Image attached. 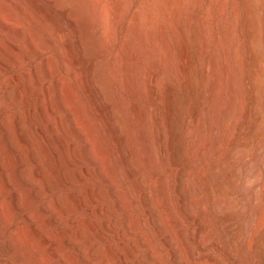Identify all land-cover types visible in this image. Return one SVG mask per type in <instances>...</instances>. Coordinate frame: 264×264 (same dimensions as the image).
Wrapping results in <instances>:
<instances>
[{
  "label": "bare ground",
  "instance_id": "bare-ground-1",
  "mask_svg": "<svg viewBox=\"0 0 264 264\" xmlns=\"http://www.w3.org/2000/svg\"><path fill=\"white\" fill-rule=\"evenodd\" d=\"M12 1H15L14 3L12 2L13 4H15L20 2L21 0H12ZM37 1L39 2V5L41 6V9L45 14L44 15L45 17L41 19L42 22L41 24L45 27V29L48 28L50 30H47L48 35L46 33L41 32L42 30L41 31L31 30L33 31L31 35L28 33L30 35V41H28L29 39L27 40L29 44L27 42L28 46L26 45L27 46L26 51H24L25 49H22V51L26 52V54L24 55L25 56L24 58H26L25 60L29 61L35 55L44 54L49 48L51 49V46L54 45V48L55 46L59 47V50L58 49L57 50L59 51L61 57L66 60V63L69 62L70 64H74L77 68H80L86 56L89 54L88 48L86 47L87 45L83 43L84 41L83 36L78 30V27L80 26L79 25L80 21H82L80 20V17H82L81 13L85 11V10L83 11V8L87 7L85 5H83L84 7L82 6L83 1L85 0L83 1L37 0ZM86 1L88 2V0ZM101 1L102 0H90L92 5L91 6L92 10H94L95 5L99 4ZM156 1L159 5L162 6V9L165 8L166 10L175 8V9H179L178 11H182L186 8L185 12L187 16V24L188 26L193 24L191 33L189 32V37H188L189 38L188 41L190 40L191 47L189 48L187 47L190 50L191 55L188 56V58L185 57L183 61L180 59L182 61V63H180L181 67L177 62H175V64L177 63L179 65L180 67L179 69H181L180 76L182 78L185 77L188 71L190 70V68L191 70L192 68L196 69L197 61L203 59V62L201 61L202 64L200 69L201 70L200 86L199 88L198 86L194 87L195 91H193V93L187 98V103L184 108V111L182 109L183 111V114L181 115L182 117L180 121L178 120L179 121L178 124L176 123L177 125H174L175 123L173 122L174 118H173L172 103L175 97L174 96L175 94H173L172 92L174 90L173 87H172L173 90H171V92H169L170 90L168 91L169 94L166 93L168 94V96L166 97L165 95L166 97L165 98L160 88V84H161L160 81L162 78L164 79V77L161 78L160 73L162 71L159 73L160 69L159 70L157 69L152 74H150V79L148 78L150 80L149 84L151 83V89H152L149 95L151 94V98L158 100V103L160 104L156 109L153 110H151L153 107L150 108L148 107L149 105L147 106V104L149 103H147L146 106L144 107V109L146 108V110L143 112L145 113L143 115L144 116L143 122L145 121L147 132L146 135L143 134V136L144 135L146 136L148 140V144L150 145V147L148 145V147L150 148L149 150L150 153L149 156H147L150 164L159 163L161 166V168L159 167L160 172L158 174L160 175V179H161L159 180L160 186L163 190L162 193L164 192L163 195H165L163 197L166 198L165 203H167L169 206V207L167 206V208H170L171 212L174 211L172 212L174 214L173 218H169L167 216L163 203L158 197L148 198L151 201L150 204L144 202L145 197L143 195L148 197L151 195H148V193L146 194L143 193L142 195L140 193L136 177L141 175L146 167L145 166L142 167L136 163L137 151L135 148L131 146L130 142L128 141L130 139L127 138L128 139L127 143L129 142L128 156L124 155L123 152H121L123 143L119 141L120 132L116 130L117 129L116 127L118 126L116 124L118 113L115 110L116 104L115 103L113 104L112 102V98L110 95L111 91L107 87L104 86L101 87L100 85L101 83L99 82L97 76H93V77H91V75L89 76L92 70H96L97 62L96 63L90 62V67L88 69L87 75H85L84 72L76 73L75 78L77 77V79L75 80L81 83L80 85L82 88H84V86L90 88L92 105L96 110V112L101 115L100 117H101L102 126L106 134L105 137H107V139L109 140L106 141L109 142L110 149L112 147V149L115 150L113 151L114 152L113 165L109 168H107L105 164L104 156L101 153V151L98 150V148L94 149L95 151L92 154V157L90 156V159L92 158V161L94 160V163L95 161L101 162L102 165H100L99 168H94L92 170L89 167L88 168L82 167L83 165L80 168L78 167L81 163H83L82 160H84L82 154V146H76L73 143L74 140H69L66 137L72 136L71 134H77L78 137L76 138H80V139L83 137V134L85 132L83 124H81L82 122L80 123L77 121V112L79 110V107L75 106V104H73V101L72 104L74 106L73 107L72 105L70 106L69 104L70 102L68 100L69 98L62 95L61 93L63 92L57 93L58 94V95L56 94L57 97L53 96L54 98H52V94H50V90H49L50 88L47 86L48 84H46V80H44V77L41 78V76H39L40 73L38 74L37 70L29 69L30 72L26 76L28 77L27 81H29V83L38 90V92L36 91V96L34 95L35 93L32 94L34 95L33 97H35V100L38 103V105L35 104L36 103L35 101H34L35 103L33 102V104L35 105H33L31 103V100L27 97L26 95L27 93L25 94L24 91L20 88L22 84L21 82L18 81L21 78L19 76H17L19 79H17L18 85H16L19 86L18 89H14L12 85H8V84L7 85L5 84L4 86L0 87V100L5 102L8 110H10L9 108L13 105L14 102H20V103L23 102L24 105H26L24 114H22L23 117L22 118L21 116L15 117V120L13 122L14 123L13 126H15V132L11 128V123L10 120L8 119V116L3 115L4 113L3 114L1 113L3 116H0V132H2V135L0 134L1 135L0 152H7V153L9 152L13 156L9 161L6 160L0 161L1 171L8 167L12 168V171L10 173L1 175L3 176V178H1L2 186L6 188L5 190H7V188H11L14 190V193L12 191L13 193L12 199H10L12 204L9 202V205L11 204L12 206L11 205L10 206L13 207L14 210L17 211L19 210V212L20 210L21 211L26 209L29 210L30 207L36 205L35 210H31L29 212L27 210V213L25 214L28 220H30L31 222L30 232L34 236L36 235L40 236L42 238V241L48 244L49 248L53 249L54 251L53 256H60L62 258V264H98L99 258L101 254L104 252L109 253L110 256L109 258L112 264H152V261L154 260H156L155 261L156 264H167V262H171V264H191V263L197 264L198 263L196 261L197 255L195 257L194 254L195 252L192 250V248L195 246L192 245L193 247H191L190 250L189 246L188 247L185 246V243L188 241L189 238L193 239L195 238V235H198L196 234V231H199L197 230L199 227L198 228L196 227L197 229L193 228L190 231L188 227L185 228L187 224L184 226L185 224L184 222L186 221L184 216L183 217L180 216V212L182 211L181 208L183 206L184 208H186L185 207L186 204H190V208L201 207L202 209L201 208L200 209L205 212V217L203 216L202 217L205 218L203 220L207 223L206 225H208V227H205V229L208 228V230H206L208 232H206L207 235H205L204 232L203 233L204 236H200V240L197 244L199 250L201 251L204 257L209 255L207 250L208 248L207 242L209 240L211 241L213 247L217 249H220L223 245L227 246L228 244L229 245L233 244L236 241H239L247 249L249 247V244L247 242V234L253 232L254 228H256V226L254 227L255 223L258 222L260 226L264 227V221H263L264 213H262L264 212V210L261 212V210L264 207L262 208V205L260 207L259 205L262 202L258 204L259 201L257 200L258 198L260 200L263 199L258 196H257L258 198L257 197L253 198V201L251 200L252 207H250L249 211H247L248 213L244 216L246 218V221L245 222L243 221L244 225L243 226L241 225L242 227L237 232L231 227L232 214L227 209V207L230 203L229 191L231 190V188L235 186L234 183H236V181L234 178H232L227 185V183L221 181L222 177L220 175L222 174V172L231 169V167L234 165L235 158L239 154L243 155V153L247 151V149L249 148L248 146L249 140L251 139L254 131H256L257 127H259L262 121V117L260 116L261 102L259 96L262 86L264 84V70H263L264 65L260 66L261 64L260 55H259L260 45L256 37V34L254 33V30H256V23H255L256 15L254 10V0H233L232 7L234 11V16L227 15V17L225 18L227 22L225 23L223 22L225 29L224 37L226 40L230 38V36H228L229 33L233 32L231 31L232 30L231 27L233 26V24L235 25L239 23L238 22L239 19L241 20V18H243L244 27L242 28L241 33L243 34L242 36L245 37L247 36L250 43L249 46L250 48L244 49L243 51L244 57L242 61L240 59L241 62L239 61L241 64L240 67H238V69L240 68L239 70L241 72V76H239L240 75L239 74L238 75L239 78H238L236 77L237 75H235V72L233 73V71L231 72L229 69H226L228 70V75L226 74L227 75L226 84L228 86L227 89L229 88V96L231 97L230 99L232 98L234 99L236 97L239 88L242 91L241 94L243 97L242 99L240 96V99H242L241 102L239 101L240 103L237 101L239 104L236 102L239 105V107L236 105L239 108L235 119L236 135H232L234 134L232 132L233 131L232 129L234 128L231 125V121H232L230 117L231 114L227 113L228 111H226L227 107L219 103L218 104L216 103L218 99L217 95L221 90L220 87H222L221 86L222 79L220 76L222 75L220 74L222 70L221 71L219 70L222 68L218 67L219 58H217V56L214 53L212 56L208 55L210 45L208 44V41L206 39L204 28L206 26H209L206 25V23L211 15L207 18L206 22L204 21L205 18L203 16L206 15L205 14L206 12L203 13V8L206 7L205 5L207 0H156ZM151 2L154 3L153 0H151ZM112 3H113L112 11L114 13L115 21H116L117 15L119 14L118 11L120 8V3L119 0H112ZM216 4H217L216 7L218 8L217 10L221 15H223L225 14L228 8L229 0H216ZM24 5L27 4L24 3L23 6ZM143 5H145V3ZM148 5L149 4H147L146 7ZM18 9H22V8L20 7ZM24 10H26V8ZM158 10L160 9L158 8ZM213 11L215 10L213 9ZM55 13L57 14V17L59 16V19L61 20L60 23H63L62 25L63 27L61 30L55 29V27L53 29L52 28L53 25H51L52 22L50 23V21L53 20V18L50 19V21L48 20L50 17L47 18V16H50ZM208 13L209 11L207 12V15ZM138 16L140 15H137V17ZM164 16L165 13L164 15H162V17ZM5 18L3 17L4 20L0 18L1 26L8 27L9 25L7 22L8 18L7 19ZM38 19H40V17L39 18L37 17L36 23L40 22V21L38 22ZM26 20L30 21V19L28 18ZM201 20L205 22V26L203 25V27H201L200 25L201 30L199 31L200 33L198 35L196 28L197 25L200 24V22H202ZM83 21H85V19H83ZM93 21L94 20L89 21L88 26L87 25L86 26L88 28L92 26L94 23ZM31 22L34 24L32 20ZM161 22L162 21H160V23ZM163 26L164 25H162L161 28H163ZM15 28L17 29V27ZM164 28L163 30L161 29L162 33L160 32V30L158 31L162 34V35L159 34V36H162L163 38H165L166 33H169V31L166 32ZM16 29L15 30L13 29L14 32L18 31V33L19 34L21 33L22 35L23 30L21 29L19 30V26H18V30ZM1 31L2 30H0V32ZM7 32L5 33L6 35ZM2 33L1 35H3ZM3 36L1 37L5 38V36L4 37ZM233 36L235 37L234 34ZM17 37L19 36H16L15 40H17ZM2 38H0V40ZM2 41L4 42V40L2 39L0 42V72L1 71L8 72L10 71L13 63L18 59L20 60L21 58V56L19 58L20 47L19 44L13 39L7 42V44L3 43ZM164 41L161 42L159 41V42L162 43ZM147 42L148 41H146V44ZM151 42L153 43V41ZM186 45L183 44V46ZM224 45H225V49L222 47L223 50L230 53V56L236 54L237 51H239L238 49L239 46L237 42L233 43V46L231 45L232 48L229 47L230 49H228L227 43H225ZM163 46L164 45H162V47ZM180 47L182 48L181 45ZM168 48L170 49V45ZM132 53L134 52L132 51ZM153 54L155 55V53ZM216 54L219 55L220 52L219 53L217 52ZM245 56L247 57V59H245ZM159 57L161 58V56L158 55V58ZM47 59L45 60L49 61V59L48 60ZM180 60L179 62H181ZM10 61H12V63ZM49 62L43 63L45 64L44 68H46V71L50 77L51 76H53V78L55 77L54 84L61 85L64 78L60 76V73L58 71H53L52 67H50L51 65L49 64ZM231 63L228 62L227 65ZM135 65L137 68V63ZM223 65L225 66L226 63ZM229 68H231L230 65ZM137 71H140V68ZM192 73L190 72L191 75H193ZM15 80L16 78H14V81ZM20 80L23 81L24 79L21 78ZM183 83H185V81ZM141 84L139 83V85ZM29 87L30 86H28V88ZM138 88H140V86ZM141 89L142 86L140 89H138L140 93L141 91H143ZM227 93L228 91L226 92V95H228ZM221 97L219 96V98ZM164 98L166 99V103L161 104L162 101H164ZM223 99L226 100L227 98L223 97ZM229 105L231 106V103ZM59 109L61 110L63 109L64 112L65 110L68 112L67 116L68 119H70L69 125H65L64 123L59 121L60 117L57 116L58 119L55 117V115H57L56 112ZM22 119L32 123V126L34 125L32 131H29L30 129L27 130L25 128V125L22 124L23 123ZM119 127L122 128L121 125ZM33 133H36L35 136H40L42 141L44 142V146L46 147L45 149H47L48 158L53 159V161L56 164V167L54 166L55 167L54 169L51 168V170H49L50 169L49 168L47 171L42 169L41 160L39 157L40 152H38L40 148L38 144L40 143H37L35 141V136L33 135ZM258 136L259 135H257L256 139L258 138ZM256 141L260 142V140H256ZM255 144H257L255 146L260 147L259 144L261 143L255 142ZM5 155L7 156L8 154L5 153ZM179 155L180 157H182L183 162L188 164V167L186 166L187 168L181 169L182 163H180ZM48 162L51 164L49 160ZM93 171H95L98 174H101L103 180L106 181V183L107 182L110 183V185H113L117 181H124L126 184L124 190H118L114 187V185L108 191L105 192L97 191L95 187L88 189L89 199H87V201L89 200L90 204H96L93 210H91L90 214L91 216L93 214H101V216L103 217V221L101 222L100 225L94 223V220L91 216L85 219H81L77 216L75 217L69 216L70 214L76 213L79 209L85 208L86 204L83 199L84 196H82L83 193H81V191L77 189L78 187L77 185L80 184V182L85 178L87 174H89L90 172L92 173ZM219 175L221 177L220 179L218 178ZM216 178H218L219 180L215 181ZM144 183L146 182L144 181ZM2 186L0 185V187ZM200 191L201 193H198ZM104 196L112 197V200L108 205L99 203L104 198ZM125 196H130L131 200L129 202H124L123 199ZM262 197L264 198V194ZM209 204L213 205L215 209L216 208L223 209V211L219 216V218L221 219V220L219 219L221 225L216 221H212L213 219L211 218L212 215L210 216L209 214L211 212H208ZM154 207L158 208L156 212H153ZM10 208L8 207L9 212L10 210H13L12 208L11 209ZM3 209L4 207L0 209V223L3 220L2 216H4L5 218L4 214L6 213V210ZM120 209H123L124 213H122V215L117 219L113 218L114 212ZM1 210H3V212ZM130 210H136L138 212L135 216H130L129 215ZM218 212L216 213V215L218 214ZM43 214H45L48 217L49 223L61 224L62 222H64V224H62L59 228V234L63 238L62 243L59 242L58 236L52 235L50 233L49 234L46 233L44 224H37V222H39L37 221L38 218ZM182 218H184V222ZM187 220L190 221L192 219H187ZM81 222H84L85 224L84 229L77 228V226H79ZM200 223L203 224V222ZM176 226L178 228L175 229ZM189 227L191 226L189 225ZM144 229L148 230L147 232L148 238H145L142 234V230ZM260 233L263 232L261 231ZM260 233L257 232V234ZM108 234L113 235V238L116 241L115 246L111 245L110 240L107 239L109 238L107 237ZM15 235H18V233L17 234L14 233V236ZM132 237L134 238V241L132 243H127V240ZM12 240H14L15 241L14 243L20 246L23 245L24 243V237L22 239V237L19 238L18 236V238L16 239L13 238ZM12 240L3 241L0 243V258H5L10 254L12 248L14 247V245H16L13 243ZM104 240H106L105 243H102L104 242ZM94 241L100 242V244H98V246H95L92 244ZM155 242H158V244L160 242L156 251L155 249L154 250L149 249L145 251L146 253L144 254L143 257L137 259L134 257L138 249L144 246L146 247V245L148 244L150 245ZM190 242L187 243L189 244L193 243ZM74 251H77L76 259H73V254H75ZM158 252H162L163 254H161V256L160 255L158 256ZM14 256H15L13 258L14 264H29L24 260V256H26L24 252ZM38 261H40V259ZM218 262L219 264H226L224 260L219 259ZM208 264L210 263L208 262Z\"/></svg>",
  "mask_w": 264,
  "mask_h": 264
},
{
  "label": "rangeland",
  "instance_id": "rangeland-1",
  "mask_svg": "<svg viewBox=\"0 0 264 264\" xmlns=\"http://www.w3.org/2000/svg\"><path fill=\"white\" fill-rule=\"evenodd\" d=\"M81 1H83V0H81ZM144 1L145 0H119L120 8L118 11L119 14L117 15L116 21H115L114 13L112 11L113 10L112 0H102L99 4L95 5L94 10L96 12L94 10H92V8H91L92 5H91L90 0H88V2L86 0L83 1V3L81 2L82 6L85 5L87 7L85 8L83 6L84 7L83 11L84 10L85 11L81 13L82 17H80V20L83 21V19H85V21H83V22L80 21V24H79L80 26L78 27V30L83 36V39H84L83 43L87 45L86 47L88 48L89 54L86 56L82 66L80 68H77L74 64H70L69 62L66 63V60L64 58H62L61 55L59 54V51H58L59 47L55 46V48H54V45L51 46V49L49 48L44 54L35 55V56H33L32 59H30L29 61L28 60L26 61L25 60L26 58H24L25 57L24 55L26 54V52H24V51H26V47L29 44L28 41H30V35L33 32L31 30H39V31L42 30L41 32L46 33L48 35L47 30H50V29H48V28L45 29V27L41 24L42 23L41 19L45 17L44 16L45 14H44L43 10L41 9V6L39 5V2L37 0H35V1L34 0H21L20 1L21 3L20 2L15 3L18 5L13 4L15 1H12V0H0V15H1L0 18H2V19H3V17L4 18L6 17L5 19L8 18V21L7 20L6 21L9 24L8 27H4V26H1V22H0V30L3 31V33H2V31L0 32V38H2L1 36H3V35L5 36L6 35L5 33L8 31L7 35L5 36V38H7V39L2 38L4 40V42L3 41L2 42L7 44V42L11 41L12 39L14 41H16L20 47L19 58L21 56L20 60L18 59L13 63L10 71H8V72L1 71L0 72V87L4 86L5 84L6 85L8 84V85H12V87H14V89H18L19 86H16V85H18L17 79H19V78L17 76L21 77L24 80L23 81L20 80L21 78L18 80L22 84V86H20V88L24 91L25 94L27 93L26 94L27 97L31 100V103L33 104L34 101L36 102L35 97H33V96L34 95L36 96V91L38 92V90L36 88H34L33 85H31L29 83V81H27L28 77L26 75L30 72L29 69L30 70H37L38 74L40 73L39 76H41V78L44 77V80H46V84H48L47 86L50 88L49 90H50V94H52V98H54L55 96L57 97V95H58L57 93L63 92L61 94L66 96L67 98H69L68 100L70 102L69 103L70 106L72 105V107H73L74 106L73 104H75V106L79 107V110L77 112V121L80 123L82 122L81 124H83L84 130H85L83 137L81 139L76 138V137H78L77 134H71L72 136L66 137L69 140H74L73 143L76 146H82V154H83L84 160H82L83 163H81L78 167L80 168L83 165L82 167H85V168L89 167L92 170L94 168H99L100 165H102L101 162L95 161V163H94V160L92 161V158L90 159V156L92 157V154L95 151L94 149L98 148V150H100L104 156L105 164H106L107 168H109L113 165V156H114L113 151H115V150L112 149V147L110 149V144L108 142L109 140L107 139V137H105L106 134H105V131H104L103 126H102L101 117H100L101 115L96 112V110L94 109V107L92 105L90 88H88L87 86H84V88H82L80 85L81 83L79 81L75 80V79H77V77L75 78L76 73L84 72L85 75H87L88 69L90 67V62H95V63L97 62L96 70H92L91 73L89 74V76L90 75H91V77L97 76L99 82L101 83L100 84L101 87H103V86L107 87L111 91L110 95L112 98V102H113V104L114 103L116 104L115 110L118 113V118H117V123H116L118 126L116 125L117 126L116 130L120 132L119 133L120 134L119 135V137H120L119 141L123 143V145H122L123 147L121 149V152H123L124 155L128 156V150H129L128 146H129V142H130L131 146L133 148H135L137 151L136 163L142 167H144V166L146 167L144 169V171L142 172V174L136 177L140 193L142 195H143V193L144 194L148 193V195H151L149 197L143 195L145 197L144 202L150 204L151 201L148 198L158 197L163 203V206L166 210L167 216L169 218H173L174 214L172 212H174V211L171 212L170 208H167L168 204L165 203L166 198L163 197L165 195H163L164 192L162 193L163 190L160 186L159 180H161V179H160V175H158V174L160 172L161 166L159 163L158 164H156V163L150 164V162L147 158V156H149V153H150V151H149L150 145L148 144V140L145 136L146 132H147V127L145 125V121L143 122V120H144L143 115L145 114L143 112L146 110V108L144 109V107L146 106L147 103H149V104H147V106L149 105L148 107H150V108L153 107L151 109V110H153V109H156L160 104V103H158V100L151 98V94L149 95V93L152 91L151 83L149 84V82H150L149 79H150V74H152L155 70L160 69L159 73L162 71L160 73L161 78L164 77V79L162 78L160 81L161 82L160 88L162 90L163 96L165 97V95H166V97H167L169 92H171V90L174 89L172 91L173 94H175L174 95L175 97H174L173 103H172L173 118H174L173 122L175 123L174 125H177L178 122L180 121L181 117H182L181 115L183 114L184 108L186 106L187 98L193 93V91H195L194 87L198 86V88H199V86H200V72H201L200 69H201V64L203 62V59L198 60L196 69L192 68V70H191V68H190V70L187 73L188 76L186 75L185 77H183V78H185V79L187 78V79L186 80L183 79L180 76L181 75L180 74L181 69H179V68L181 67L180 63H182L184 58L185 57L188 58V56L191 55L190 50L188 49L189 47H191V43H190V40L188 41V39H189L188 37H189V32L191 33L192 25H193L192 24V25L188 26V24H187V16H186V12H185L186 8L182 11H178L179 9H175V8L174 9L172 8L173 10L172 9L166 10L165 8L162 9V6L159 5L156 0H153V2L156 1L154 3H152L151 0H147L145 2ZM232 1L233 0H229V5H228V8H227L225 14L221 15L219 13V11L217 10L218 8L216 7L217 6L216 0H213V1L207 0L206 5H205L206 7H204L206 10L203 8V13L206 12L205 13L206 15H203V16L205 18L204 21L206 22L207 18L211 15L208 18L209 20H207V23H206V25H209V26L211 25V26L210 27L206 26L208 28H206V27L204 28L205 34H206V39L208 41V44L210 45L209 48L211 49L210 50L208 48L209 49L208 55L212 56L214 53L217 56V58H219L218 59V63H219L218 67L222 68V69H219L220 71L222 70V72L220 73V74H222V75H220L221 79H222L221 80L222 81V83H221L222 87H220L221 90L219 91V93L217 95L218 99H217L216 103L217 104L219 103V104L227 107L226 111H228L227 113L231 114L230 115L231 120H232L231 125L234 128V129H232L233 130L232 132L234 133L232 135H236L235 134L236 133L235 119H236V116L238 113L237 111L239 110L238 104L241 102L243 97L241 94L242 91L239 88L238 93L236 94V97L234 98V99H237V98L238 99L237 100H234L233 98L230 99L231 97L229 96V88L227 89L228 86L226 84L227 83L226 77L228 75V70H226V69H229L231 72L233 71V73L235 72V75H237L236 77H238V78H239V76H241V72L239 70L240 68L238 69V67H240V64H241L240 62L242 61V59L244 57L243 51L245 48H247V49L250 48L249 47L250 43H249L247 36L246 37L242 36L243 34L241 33V30L244 27L243 26V23H244L243 18H241V20L243 19L242 21L239 19V21H238L239 23H237L235 25L233 24L234 27L232 26L231 27L232 30L230 29L233 32L231 33L229 31L230 33L228 36H230V38L225 40V37H224L225 29H224L223 24L225 22H227V20L225 19L227 17V15L234 16ZM143 2L145 3V5H143L144 4ZM24 3H26L27 5L23 6ZM146 3L149 4L147 7H146V5H147ZM19 6L22 9L26 8V10L23 9V11H24L23 12L22 9H18V8H20ZM15 7H17V8H15ZM139 7H141V8H139ZM156 7H158L160 10H158V8H156ZM135 9L138 11H136ZM213 9L215 11H213ZM157 10H158V13H157ZM254 10H255V15H256L255 16L256 30H254V33L256 34V37H257V39L259 41V45H260L259 46L260 47V51H259L260 54L259 55H260V63L261 64L260 63L259 64H260V66H263L264 65V0H254ZM89 11H90V13H89ZM148 11H149V13H148ZM208 11L210 14L208 13V15H207ZM28 12H29V14H28ZM211 12H212V14H211ZM164 13H165L166 17L165 16L162 17V15H164ZM85 15H87V16H85ZM137 15H140V16L137 17ZM83 16H84V18H83ZM37 17L38 18L40 17V19H38V22L40 21L39 22L40 24L36 23ZM54 17H55V20H54ZM87 17H89L90 19ZM27 18L30 19V21L26 20ZM47 18H49L48 19L49 21H50V19L53 18V20L50 21V23L52 22L51 25H53L52 26L53 29H54V27H55V29H58V30L62 29L63 23H60L61 20L59 19V16L57 17L56 13L52 14L50 16H47ZM88 19H89V21L94 20L93 25L90 26L89 28L87 27L88 22H89ZM31 20L34 22V24L31 22ZM224 20H226V21H224ZM56 21L58 23V26H57ZM160 21H162V22L160 23ZM204 21L200 22V24L197 25L196 31H197L198 35L200 33L199 31L201 30V27H203V25L205 26ZM53 22H55L56 24ZM35 23L37 25L38 24L39 25L37 26ZM162 25L165 26V28H164V26H163V28L165 29L166 32L169 31V33H166V35H165L166 40L162 36H159V34L162 35L161 34L162 33L161 29L163 30V28H161ZM200 25H201V27H200ZM18 26H19V30L20 29L23 30L22 31L23 36L21 35V33L19 34L18 31L14 32V30L16 29L15 27H17L16 30H18ZM11 30H13V31H11ZM159 30L161 33L158 32ZM1 33L3 35H1ZM180 33L182 34V36ZM183 34H184V36H183ZM233 34L235 35V37L233 36ZM20 35H21V37H20ZM172 35H173V37H172ZM16 36H19V37H17V40H15ZM184 37H185V39H184ZM8 38H10V39H8ZM157 38H159V39H157ZM236 38L238 41L236 40ZM160 39H163V40H160ZM1 40H0V42H1ZM143 41H144V43H143ZM146 41H148L149 44H148V42L146 44ZM151 41H153V43ZM159 41L160 42L164 41V42L160 43ZM27 42H28V44H27ZM185 42L187 43L188 46L186 45ZM229 42H231V43H229ZM232 42L238 43L239 51H237L236 54L232 53L233 55L230 56V53L224 51L223 48L225 49V45H224L225 43H227L228 49L232 48V46H233ZM127 44H128V46H127ZM155 44H157V45H155ZM183 44L186 46H183ZM189 44H190V46H189ZM162 45H164L163 46L164 48L162 47ZM169 45H170V49L168 48ZM180 45L182 46V48L180 47ZM150 46H151V48H150ZM130 48H131V50H130ZM153 48H155V49H153ZM185 48H187V49H185ZM22 49H25V50L22 51ZM125 49H127V50H125ZM168 50H170L171 52L173 51V52L171 53ZM132 51L134 53H132ZM212 51H214V52H212ZM159 52H160V54H159ZM180 52L181 53L183 52L184 55H183V53L181 54ZM187 52H188V54H187ZM217 52L218 53L220 52L221 55L220 54L217 55L216 54ZM153 53H155V55ZM158 55L161 56V58L160 57L158 58ZM162 55H163V57H162ZM227 55H228L229 59H228ZM133 56H134V58H133ZM178 56H179V58H178ZM221 57H222V59H221ZM47 58L49 59L50 62L45 60ZM174 59H175V61H174ZM240 59H241V61H240ZM245 59H247L246 56H245ZM179 60L181 62H179ZM43 61L47 62V63L49 62V64L51 65L50 67H52L53 71H58L60 73V76L62 78H64L61 85L54 84L55 77L53 78V76L50 77L48 75L46 68H44L45 64H43L44 63ZM170 61H171V63H170ZM10 62L12 63V61H10ZM175 62H177L180 65V67L177 63L175 64ZM221 62L223 64L226 63V65H225L226 67ZM228 62L231 64L227 65ZM136 63H137L138 69L136 68V65H135ZM168 64H169V66H168ZM229 65L231 66L232 70H231V68H229ZM138 66H140V67H138ZM168 67H169V69H168ZM139 68H140V71H137V70H139ZM80 69H81V71H80ZM82 69H83V71H82ZM175 69L177 70V72L178 71L179 72L177 73ZM74 70L77 72H75ZM263 70H264V68H263ZM26 71H28V72H26ZM170 72H171V74H170ZM190 72L191 73L193 72L192 73L193 75H191ZM177 76H179V77H177ZM12 78H13V80H12ZM14 78H16L15 81H14ZM183 80L185 81V83H183L184 82ZM25 81H27V82H25ZM141 82L143 85L141 84ZM194 82H195V84H194ZM139 83L141 85H139ZM191 83L194 84L195 86L192 85ZM13 84H14V86H13ZM185 84L186 85L188 84V85L186 86ZM162 85H164V86H162ZM28 86H30L29 88L31 90L28 88ZM139 86H140V88L142 86V89H141V90H143V91H141L142 94L138 90V89H140V88H138ZM144 87H145V89H144ZM172 87H173V89H172ZM198 88H195V89H198ZM149 89H151V90H149ZM191 89H192V91H191ZM144 90H145V92H144ZM226 90L228 91V93H227L228 95H226V92H227ZM220 92H221V95H220ZM222 92H223V94H222ZM143 93H144V95H143ZM166 93H168V94H166ZM32 94H34V95H32ZM219 96L220 97L222 96V97L219 98ZM240 96L242 99H240ZM223 97L227 98V99L224 100ZM165 98L161 104L166 103ZM259 98H260V102H261L260 113L262 115L260 114V116L262 117V121H261V124L259 125V127H257V129H256L257 132L254 131L251 139L249 140V145H248L249 148L247 147L248 149L245 153H243V155L239 154L240 156L238 155L235 158L234 165L231 167L230 170L224 171V172H222V174H220L222 178L220 177V175L218 176V178L219 179L221 178V181L227 183V185L232 178H234L236 181V183H234L235 186L233 188H231V190L229 191L230 203L227 207V209L232 214L231 227L236 232L244 225L243 221L244 222L246 221V218L244 216L248 213L247 211H249L250 207H252L253 198L258 196V197L263 199V200H260L257 197L258 198L257 200L259 201L258 204H260V202L264 203V198L262 197L264 194V189H263L264 188V115H263L264 114V84L262 86ZM72 101H73V104H72ZM145 101H146V103H145ZM226 101L229 104L231 103V106ZM237 101L238 102L240 101V102L238 103ZM19 103L20 102H14L13 103L14 106L12 105L9 108L10 110H8L5 102L0 100V114L4 113L3 115L8 116V119L10 120V123H11V128L13 129L14 132H15V126H13L14 125L13 122L15 120V117L21 116V118H22L23 117L22 114H24V110L26 108V105H24L23 102H21L20 104ZM143 103H145V104H143ZM35 104L38 105L37 102ZM35 104H33V105H35ZM5 109H7L8 111ZM182 109H183V111H182ZM60 110L61 109L58 110L59 112L58 111L56 112L57 115H55V117L57 119H58V117H60L59 121H61L65 125H69L70 119H68V116H67L68 112L66 110L64 112L63 109L61 111ZM5 113H7V114H5ZM2 114L0 116H3ZM139 116H141V117H139ZM22 120H23L22 124L25 125V128L27 130L30 129L29 131H32L34 128V125L32 126V123H30L29 121H26L24 119H22ZM68 120H69V122H68ZM41 124H43V123H41ZM120 125L122 126L123 129L121 127H119ZM0 134L2 135V132H0ZM143 134H145V135L143 136ZM1 135H0V137H1ZM33 135L35 136L36 133H33ZM257 135H259L258 136L259 139L258 138L256 139ZM144 137L146 138V140ZM127 138L130 140H128ZM106 140H108V141H106ZM127 140L129 141L128 143H127ZM256 140H260V142H258ZM35 141L37 143H40V144L42 143L41 144L42 146L40 144H38L40 147L38 152H40L39 157L41 160L42 169L46 170V171L49 168H50L49 170H51V168L54 169L56 167V164L53 161V159L48 158L47 149H45L46 147L44 146V142L42 141L41 137L35 136ZM105 142H107L109 145ZM255 142L261 143V144H259L260 147L255 146V145H257V144H255ZM179 143H180V141H179ZM148 145H149V147H148ZM104 148H106V149H104ZM106 150H107V152H106ZM44 151H45V153H44ZM102 151H104V152H102ZM5 153L8 155L6 156ZM3 156H4V158H3ZM12 157L13 156L9 152L8 153L7 152H0V161L1 160L9 161ZM48 160L51 162V164L48 162ZM179 160H180V163H182L181 169L188 167V164L183 162L182 157H180V155H179ZM53 163H54V165H53ZM49 166H51V167H49ZM3 171H4V173H3ZM11 171H12V168H10V167H8L2 171L0 170V179L3 178V176H1V175H5L6 173H10ZM1 172H2V174H1ZM90 173L87 174L85 176V178L80 182V184L77 185L78 186L77 189H79L81 191V193H83L82 196H84L83 199H84L86 206H85V208L79 209L76 213L70 214L69 215L70 217L77 216L81 219H85V218H89V216H91V214H90L91 210H93V208L96 206V204H90L89 203L90 201L89 200L87 201V199H89L88 198V191H89L88 189L95 187V189L97 191H100V192L104 191L105 192V191H108L113 185L118 190H124L126 187V184L124 181H117L113 185H110V183H108V182L106 183V181L103 180L101 174H98L95 171H93L91 174ZM218 178H216L215 181L219 180ZM237 178H238V180H237ZM144 181L146 183H144ZM246 181H247V184L249 183L248 184L249 186L246 184ZM0 185L2 186V179L0 180ZM2 187H0V207L2 205V207L0 209H2L4 207L3 210H6V213L5 214L3 213L5 215V218H4V216H2L3 220L1 219L2 222L0 223V240H1L0 243L3 241H7V240L11 241L13 238L14 239L18 238V236H19V238L22 237V239L24 237V243H23V245L20 246V245H17L16 243H14L15 241L12 240L13 243L16 245H14V247H13L14 249L12 248L10 254L7 257L0 258V264H14V259H13L15 257L14 255H17V254H20L23 252L26 255V256H24V260H25V262H27L29 264H33V262H34V264H62V258L60 256H53L54 255L53 249L49 248L48 244L44 243L40 236H38V235L34 236L31 234V232H30L31 222H30V220H28V218L25 215L27 213L28 209L22 210V211L20 210V212H19V210L18 211L14 210L13 207H11L12 203H11L10 199H12V194L14 193V190L11 188H7V190H5L6 188H4V187L2 188ZM1 188L3 191L1 190ZM9 189H11V190H9ZM12 191H13V193H12ZM194 193H195V191H194ZM198 193H201V191ZM85 197H86V199H85ZM111 200H112L111 196H104V198L99 203L104 204V205H108L111 202ZM130 200H131L130 196H125L123 199L124 202H129ZM9 202L11 203L10 204L11 206L9 205ZM262 203L259 206L261 207V205H262V208H263L264 204H262ZM210 205L211 204H209V206ZM35 206L36 205L32 206L34 208L30 207L28 212L31 210H35ZM209 206H208V208H209L208 212H211L209 214H210V216L212 215L211 216V218H213L212 221H216L220 224L221 219L219 218V216H220L221 212L223 211V209L222 208H220V209L216 208L215 209V207L213 205H211L210 207ZM8 207L9 208L11 207L13 210H10V212H9ZM185 207L186 208H184V206H183L181 208V210L184 212H182L180 210L181 211L180 216L181 217L184 216L185 221H186V222H184V218H182L183 222L185 223L184 226L187 224L185 226V228L188 227V229L190 231L193 228L199 227L198 229L196 228L199 231H196V234H198V235H195V238H193L194 240L189 238L187 241V242H190L192 240L191 242H193V243L190 242L191 244H189L186 242L185 246H187V247L189 246L190 250H191V247L195 246L192 248V250L195 252L194 253L195 257L197 255L198 258L196 257V261L199 264H208V262L210 264H213V262H214V264H219V262H218L219 259L224 260L226 264H264V227L260 226L258 224V222H256L254 225V227L256 226V228H254V230H253L254 233L250 232L247 234V242L249 244V247L247 249L239 241H236L235 243L230 244V245L228 244L227 246L223 245L220 249H217V248L213 247L211 241L209 240L207 242L208 243L207 244V247H208L207 250H208L209 255L204 257L202 255L201 251L199 250L197 244L200 240V236H204V234L207 235L206 232H208V231H206V230H208V228L205 229V227H208V225H206L207 223L203 220V219H205V218H203V217H205V212L203 210H201L202 209L201 207H200L201 209L199 207H194V208L191 207L192 208L191 209L190 204H186ZM157 209H158L157 207H154L153 212H156ZM190 209H191V211H190ZM3 210H1V211L3 212ZM263 210H264V208L261 210V212ZM137 212L138 211H136V210H130L129 215L135 216L137 214ZM217 212H218V214L216 215ZM122 213H124L123 209L115 211L113 214V218H115V219L119 218L122 215ZM262 213H264V212H262ZM188 215L190 218L188 217ZM217 216H218V219H217ZM91 217L93 218L94 223H97V225H100L101 222L103 221V217L101 216V214H93ZM187 219H192V220L188 221ZM37 221L40 222V223L37 222V224H44L45 229H46V233H48V234L50 233L52 235L58 236L59 242L62 243L63 238L59 234V228L62 224H64V222H62L61 224L49 223L48 217L45 214L41 215ZM263 221H264V218H263ZM200 222H203V224ZM204 222H205V224H204ZM189 225L191 227H189ZM203 225H204V228H203ZM257 226H258V229H257ZM84 227H85L84 222H81V224H79V226H77L78 229H84ZM176 228H178V227L176 226L175 229ZM200 228H203V229H200ZM221 229H222V226H221ZM261 231L263 233H260ZM147 232H148L147 229L142 230V234L145 238H148ZM257 232L260 234H257ZM14 233H16V234L18 233V235L14 236ZM251 233H253V234H251ZM255 233H256V235H255ZM111 234L107 235V237H109L107 239L110 240L111 245L115 246L116 241L114 240L113 235H111ZM201 234H203V235H201ZM25 235H26V237H25ZM249 235H250V237H249ZM257 235H259V236H257ZM28 236H29V238H28ZM7 237L11 240H9ZM106 240H104V242H102V243H105ZM133 241H134V238L132 237V238L127 240V243H132ZM92 244L95 246H98V244H100V242L94 241ZM159 244H160V242H159ZM159 244H158V242H155V243L150 244L151 247L149 244L146 245V247L144 246L145 248L141 247L140 248L141 250L138 249L136 251L137 254L135 253L134 257L136 259L143 257L144 254L146 253L145 251H147L149 249H151V250L155 249V251H156ZM197 249L199 250V252ZM74 253L75 254H73V259H76L77 258L76 257L77 251H74ZM198 253H200V254H198ZM161 254H163V253L158 252V256L159 255L161 256ZM109 257L110 256H109L108 252L102 253L100 258H99L98 264H106V263L112 264ZM39 259H40V261H38ZM155 261L156 260L152 261V264H156ZM167 264H171V262H167ZM191 264H193V263H191Z\"/></svg>",
  "mask_w": 264,
  "mask_h": 264
}]
</instances>
